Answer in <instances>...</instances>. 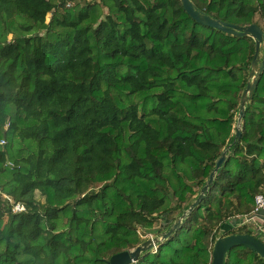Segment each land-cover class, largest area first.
Listing matches in <instances>:
<instances>
[{"label": "trees", "instance_id": "trees-1", "mask_svg": "<svg viewBox=\"0 0 264 264\" xmlns=\"http://www.w3.org/2000/svg\"><path fill=\"white\" fill-rule=\"evenodd\" d=\"M190 1L263 31L239 141L251 37L197 23L180 0H0V190L25 207L0 196V264H107L166 231L227 145L201 202L132 264H211L217 239H259L227 223L264 193V0ZM224 264L264 259L237 246Z\"/></svg>", "mask_w": 264, "mask_h": 264}, {"label": "water", "instance_id": "water-1", "mask_svg": "<svg viewBox=\"0 0 264 264\" xmlns=\"http://www.w3.org/2000/svg\"><path fill=\"white\" fill-rule=\"evenodd\" d=\"M183 9L186 13L197 23L215 28L224 33L235 35L238 37L249 36L255 42V53L251 61V67L248 75V80L246 87L241 95V100L238 107V113L236 117V127L234 133V142L239 141L242 130H241V121L244 117L245 106L248 104L249 99L257 85L258 78L262 72V63L263 61L259 60V48L260 44L263 41V31L262 29L255 25L251 24L248 27H238L233 24L222 22L218 19L211 18L205 13L198 11L190 0H180ZM231 145H227L224 150L221 152L220 156L215 162L213 170L210 172L208 179L206 180L203 187L200 189V192L197 198L190 203L188 209L178 218H176L173 223L169 226L166 231L161 232L158 236L150 237L147 240L143 241L140 245L136 246L133 249L125 250L119 253L112 255L108 260L107 264H132L138 261L142 254L147 253L151 250H154L159 243L169 238L173 233H175L181 226L183 219L190 214L193 209L201 202L204 195L207 193L208 189L214 182L216 173L220 167L225 163L228 156L230 155ZM237 246H243L246 249L257 253L262 259H264V243L257 239L256 237L249 234H231L225 237L217 239L214 243L212 249V262L211 264H224L225 256L227 252Z\"/></svg>", "mask_w": 264, "mask_h": 264}, {"label": "built area", "instance_id": "built-area-1", "mask_svg": "<svg viewBox=\"0 0 264 264\" xmlns=\"http://www.w3.org/2000/svg\"><path fill=\"white\" fill-rule=\"evenodd\" d=\"M264 191V185H263ZM0 196L6 201L12 214H18L25 211L23 204L15 202L11 197L2 193L0 190ZM227 225L231 229H245L253 230L263 238L264 243V193L257 194L254 197L253 208L251 212L247 215L234 216L228 220ZM152 235H146L144 238H150Z\"/></svg>", "mask_w": 264, "mask_h": 264}, {"label": "rangeland", "instance_id": "rangeland-1", "mask_svg": "<svg viewBox=\"0 0 264 264\" xmlns=\"http://www.w3.org/2000/svg\"><path fill=\"white\" fill-rule=\"evenodd\" d=\"M49 19V16H47L46 21ZM260 24L263 26L264 28V20L260 22ZM235 127H236V123H235ZM168 221V220H167ZM163 224H166V220H165V216L160 218L158 220V222L155 224V230H159L160 228H162ZM252 232L253 235L257 236L260 240L263 241V238H261L259 235L256 234V232H254L253 230H250ZM148 235H152V234H148ZM154 236H158V235H152V237Z\"/></svg>", "mask_w": 264, "mask_h": 264}]
</instances>
